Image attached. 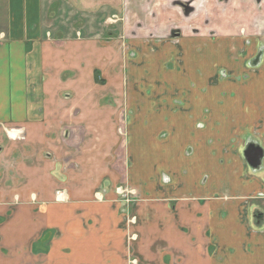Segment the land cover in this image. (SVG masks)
<instances>
[{
    "label": "crops",
    "instance_id": "1",
    "mask_svg": "<svg viewBox=\"0 0 264 264\" xmlns=\"http://www.w3.org/2000/svg\"><path fill=\"white\" fill-rule=\"evenodd\" d=\"M175 1L0 0V264H110L125 183L169 258L264 264V0H204L172 40ZM46 141L70 143L76 200L31 181Z\"/></svg>",
    "mask_w": 264,
    "mask_h": 264
},
{
    "label": "rangeland",
    "instance_id": "2",
    "mask_svg": "<svg viewBox=\"0 0 264 264\" xmlns=\"http://www.w3.org/2000/svg\"><path fill=\"white\" fill-rule=\"evenodd\" d=\"M211 21L213 22L214 19H212ZM110 23H112L111 24L112 29L110 28L107 31L110 33L109 34L110 37L117 38L118 37V31L113 29V25H114L113 23L114 22H110ZM107 31H104V32L107 33ZM102 33H103V31L100 29H95L93 31L94 36H97V37H101L100 34H102ZM242 33H243V31H242ZM209 34H210V36H215V31L210 30ZM115 48H117V47H115ZM124 48L127 49V51H129V49H131V47L128 45L125 46ZM98 76L99 77L95 80H96V83L99 86H101V85H103V80H101V74H99V72H98ZM112 100L113 99H111V101ZM124 129L125 128H123L121 126L117 127V134L121 139L126 137V134H125L126 130L124 131ZM48 143H49L48 141H46V143H45V151H46L45 157L43 159L33 158L30 161L31 166L36 165L39 168V169L37 168L39 173L38 172L35 173L36 175L30 174L31 181H32V178H35V177H40V178L45 177V180H43L41 183L43 188L44 187L49 188L50 187L49 183L62 181L63 184L61 186H57V188H55L53 191V196L55 198L63 197V198H67V200H68L69 198L74 199V197H79V196H74L72 193H74L75 190H72V189L69 190V188L67 189L66 187L68 186V183H65L66 177L68 176L67 171L69 173V171L71 169L76 170V167L71 165V160L69 158V156H70V153H69L70 143L69 142L62 143L63 149H61V151L60 150H56V151L52 150L51 153L48 152V151H50V147H48L49 146ZM29 146H30L29 148L31 150H32V148L34 149V147H32V146H34L33 143L31 145L29 144ZM35 148H37V144L35 145ZM72 163L75 164L74 162H72ZM60 170H62L61 173L63 174V176H61L59 174ZM11 179H15V180L17 179L18 180L17 184H18V186H20L21 180L23 179V177H21L20 174L13 172V175L9 176V182L4 183V180H3L2 184L6 185V187L14 186L13 182H10ZM26 183H27V181L24 183V185ZM54 184L56 187V183H54ZM120 186H123V188H121ZM105 187H106V183H104V182H103V185L101 184L100 187H97L96 190L98 193V197L99 196L101 197V194H102L101 192H103L101 190H102V188H105ZM126 187H127V183H125L123 185L120 184L119 186H117L115 188V193L117 194V198H120L124 201L121 214H122V216H124L125 220L123 219V227H122L123 232H124L123 244H122V249H121L122 251L120 250L119 253H117V255H113V254L109 255L111 257L110 264H166V262L170 261L172 258V257L169 258L168 256H166L165 252H167V245L165 244V242L163 244L160 242L156 243L155 239L152 240V242L150 241L149 222H140L137 219H135V216H134L132 209H131V206H130V204H133L135 201H139L141 197H139V194L135 193L134 190H129V189L127 190ZM17 190L18 189H15V191H17ZM37 191L40 194L42 193V196H45L46 192L43 194V191H40V190H37ZM37 191H34V193H37ZM69 192H72V193H69ZM40 194H38V195H40ZM106 195H107V193H105L103 196H106ZM74 200H76V199H74ZM140 228L143 229L142 232H141ZM150 242L153 244L151 245ZM47 246H48V244H47ZM0 249L2 250V248H0ZM3 250H5V249H3ZM174 252H175V250H174ZM171 254H173V253H171ZM179 255H180V253L179 254H177V253L173 254L172 260L174 261V264H180L181 258L179 257ZM68 256H70V255H62V254L57 255V257H62V258L63 257L67 258ZM42 257L43 256L40 255V258H42ZM46 257H48V256L46 255ZM46 257H45V259H46ZM94 258H96L95 261L98 260L97 261L98 263L94 262L92 264H100L99 259H101V255L96 254L94 256ZM97 258H99V259H97ZM42 262H43V260L39 259V261L34 262V264H36V263L41 264Z\"/></svg>",
    "mask_w": 264,
    "mask_h": 264
},
{
    "label": "flooded vegetation",
    "instance_id": "3",
    "mask_svg": "<svg viewBox=\"0 0 264 264\" xmlns=\"http://www.w3.org/2000/svg\"><path fill=\"white\" fill-rule=\"evenodd\" d=\"M231 0H215L217 9H223L224 5L229 3ZM256 5H259L262 0H252ZM204 0H200V5H195L194 0H176L175 4L178 6V15L184 20V26L181 27L179 25L172 26L168 32L166 37L168 39H179L184 37V33L188 30L192 34L198 33V29L194 27V24L190 22V19L197 17V15L202 11Z\"/></svg>",
    "mask_w": 264,
    "mask_h": 264
},
{
    "label": "trees",
    "instance_id": "4",
    "mask_svg": "<svg viewBox=\"0 0 264 264\" xmlns=\"http://www.w3.org/2000/svg\"><path fill=\"white\" fill-rule=\"evenodd\" d=\"M97 78V76H96V72H95V79Z\"/></svg>",
    "mask_w": 264,
    "mask_h": 264
}]
</instances>
